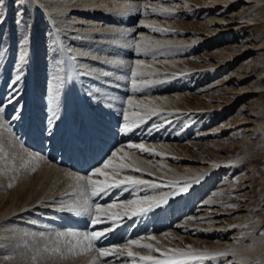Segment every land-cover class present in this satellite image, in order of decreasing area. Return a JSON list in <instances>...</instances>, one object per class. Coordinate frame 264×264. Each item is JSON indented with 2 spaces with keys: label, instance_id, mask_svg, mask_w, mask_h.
I'll list each match as a JSON object with an SVG mask.
<instances>
[{
  "label": "rangeland",
  "instance_id": "obj_1",
  "mask_svg": "<svg viewBox=\"0 0 264 264\" xmlns=\"http://www.w3.org/2000/svg\"><path fill=\"white\" fill-rule=\"evenodd\" d=\"M240 1H235L234 11L228 12L231 7L224 0L214 5L205 4L210 0H105L103 6L118 5L114 8L116 13L133 6L129 9L135 14L132 23H128L129 28H132L131 34L123 36V33L114 40L111 32L96 42L92 37L86 39L83 35L86 33L80 34V31H85L83 26L78 32L71 29L70 33H66L63 28L59 29L63 35H70L71 39L67 43L70 51L85 47L86 41L92 42L90 49H84V52L89 51L88 55H74V58H78L77 65H74L75 75L71 74L75 80L71 79L73 84L69 85L73 95L70 100L74 103L73 132L79 134L74 132L78 135L77 142L78 139L81 141L83 135L81 131L84 119L82 117L81 122L79 118L83 113L80 110H83V104L85 106L86 103L88 107H95L103 116L111 117L110 113L116 111L118 122H115V132L120 135V143L110 149V152L107 151L96 167L76 174L62 165L53 138L43 133L51 114L49 107L53 97H57L55 103H59L58 106L62 100L61 92L67 81L61 74L65 72L63 59L68 54L65 55L60 45L54 41L52 21L47 18L42 7L34 13L30 0H0V18L4 19L0 26V33L3 34L0 47L7 49L0 56V102L5 103V112L0 116V148H3L0 160L5 157V151L16 149L15 145L19 143L28 152H24L25 156L30 157L31 153L33 158L36 156L34 165L38 164L37 159L40 157L42 160L47 159L49 165L60 167L57 170L60 175L53 178L50 170L40 167L38 173H33V177L29 179L32 185L30 184L24 197L13 190L0 192L2 204L5 203L4 206L12 210V213L11 210L7 213L9 216L0 220L1 228H5L0 232V239L6 241L0 243V264H60V261L67 263V260H71L70 257L74 264H132L126 252L108 257H99L94 250L84 255H69L64 243L68 232L102 231L113 227V224L102 216V223L92 225L88 214L77 216L61 210L62 203L71 202L68 197L79 195L76 186L68 191L70 188H67L66 176L76 178L89 175L95 168L102 167L103 161L112 151L121 147L127 151L126 142L129 140H124V137L129 134H124L122 128L123 111L128 109V99L143 101L150 107L159 109V115H153L140 127L129 132L132 134L129 143H143L161 153L159 156L138 154L132 157L140 166L159 172V175L152 173L141 177L158 187H128L127 192L114 189L108 195L91 197V202L106 208L114 201L123 204L128 200L159 198L170 194L171 198L166 204L144 216L115 217L118 227L115 225L113 231L107 232L105 237L94 243V247H115L119 250L129 240L143 237L141 243H146L151 241L147 237L155 236L156 240L151 241L154 247H191L193 250L204 251L226 245L231 238L244 239L245 243L250 244L252 240L249 233H252L258 237L262 250L259 249L261 255L251 264H264V19H261L260 14L250 16L252 12H259L264 1L260 5L251 3L249 6L253 5L252 10L247 13L246 7H238ZM219 4L227 6L217 9ZM20 5L26 7L21 9L22 15H17ZM213 6L215 9H206ZM162 7L175 13V16L166 18L152 13V9L159 11ZM145 9L149 14H145ZM220 14L225 18H237L234 20L237 24L228 27L227 31L220 26H213L211 29L209 21ZM78 18L84 19L81 15ZM156 18L157 26H153L166 30L164 33L153 32L142 26ZM18 19L23 21L19 26L15 23ZM111 19L112 21L108 19L102 26L104 32L112 28L122 29V20L115 21L114 17ZM159 22L163 25L160 26ZM141 37L171 47L158 48L148 55L137 54L132 42L140 41ZM39 39H43L41 46L46 52L40 56ZM22 51L26 52V58L23 65H20ZM137 60L144 62V79L156 83L143 92L132 93L131 69L135 67ZM18 65L21 80L13 87L11 81L17 74ZM77 81L83 83V86ZM54 86L57 87L53 88ZM258 90L261 92L252 94ZM13 92L18 103L7 105L6 101ZM29 92L35 93L32 96L34 100L31 98L30 102L28 100V103L20 106ZM35 102L40 110L38 114H42L43 121L46 119V123L38 127L40 129L31 121L35 116ZM17 109L19 118L14 119ZM133 110L143 111L136 108L129 109V112ZM65 122L63 120L56 130L59 147L63 143L61 137H64ZM84 136L88 140V134ZM73 139L72 137L71 140ZM38 140L40 143H47L46 153L36 150L33 152L24 147L25 144L29 148L28 142L38 144ZM77 146V149L81 147ZM193 161L201 164L191 163ZM28 162L31 163L29 160ZM213 162L219 166L213 168ZM10 163L11 166L5 165V160L0 162L3 165L0 173L5 175L6 180L15 177L14 162ZM191 166L202 169L192 170L189 168ZM124 174L121 173L120 177ZM134 175L139 176V173ZM3 179L4 177H0V182ZM170 180L173 183L168 182ZM187 182L189 189L178 193L177 188L183 187ZM210 199L214 202L207 203L206 200ZM18 207L20 210L14 213V209ZM71 218L84 225L78 229L71 227ZM166 233L170 235H165ZM225 234L228 236L226 240L223 239ZM56 238L62 240L58 242L60 239H57L56 242ZM57 247L63 255L52 254V249ZM132 250L139 255L149 254L147 250ZM152 255L159 257L158 252ZM229 264L241 263L236 258Z\"/></svg>",
  "mask_w": 264,
  "mask_h": 264
},
{
  "label": "snow or ice",
  "instance_id": "obj_2",
  "mask_svg": "<svg viewBox=\"0 0 264 264\" xmlns=\"http://www.w3.org/2000/svg\"><path fill=\"white\" fill-rule=\"evenodd\" d=\"M26 7L25 5H20L17 9V15H22L21 9ZM152 12L161 17H174L175 13L167 8H161L159 11L152 9ZM145 14L147 15V9H145ZM4 23V19L0 18V26ZM16 25H21L23 21L21 19L15 20ZM143 27L149 28L153 32L164 33L166 30L156 28L153 25L142 24ZM3 34L0 33V39H2ZM137 54L143 53L148 55L149 52L154 51L161 47H171V45H160L158 42L153 43L145 37H141L140 41L132 42ZM7 52V49L0 47V56H3ZM26 58V52H21L19 57L20 65H23ZM145 67L144 62L137 60L135 62V67L131 69V92L139 93L143 92L146 88H151L156 83L155 81H150L144 79L145 73L142 69ZM108 75V73H104ZM21 80L20 68L17 66V74L15 79L11 81L14 87ZM57 97H53V102L50 104L49 110L50 115L47 118V123L43 128V133L48 137H53L56 135V124L60 120L59 106L55 103ZM18 103L17 97L13 92L6 101L7 105H13ZM128 109L123 111L124 124L122 132L127 134L131 132L134 128L140 127L153 115H159L158 109L150 107L143 101L128 99L126 101ZM143 109V111L133 110L131 113L129 109ZM5 112V103L0 102V116ZM19 110L17 109V114L14 115V119H18ZM127 151L124 147L118 148L112 151L108 158L103 161L102 167L95 168L91 174L86 176L76 177V187L79 191V196L77 199L68 202L66 204L62 203L61 210L73 213L77 216L88 214L91 216L92 225L102 223L101 217H106L108 220L112 221L113 227L102 231H91V232H68L66 234V239L64 241L67 252L69 255L84 254L89 251H96L99 257H108L110 255L124 254L131 259L132 264H191L194 261H205L215 259L217 257L227 256L229 253L227 251H216L209 252L207 250H193L191 247L187 249L179 248H158L154 247L151 243H141L140 239L129 240L127 244L121 248H95L94 243L101 238L106 236L107 232L113 231L114 226L118 223L115 217L127 216L139 217L144 216L155 209L160 208L163 204L167 203V195H163L159 198L157 197H144L143 199L128 200L126 203L118 204L115 201L110 203L105 207L100 204H93L91 202V197H97L101 195H108L114 189L127 190L128 187H138L145 186L150 188L158 187L157 184L147 181L141 178L145 174V170L141 168L137 160L133 159L134 155L147 154L148 156H159L161 153L155 151V149H150L146 147L143 143L135 144L128 143L126 145ZM0 152H3V148H0ZM35 170L34 168L32 169ZM141 173V176H135L130 173ZM125 173L123 178H120V174ZM152 175L151 172L147 173ZM103 177V179H100ZM171 183V182H170ZM8 187H12L9 184ZM188 190V184L185 183L183 187H180L177 192H186ZM177 193H173L175 195ZM110 209H124L125 211L110 212ZM165 235H170L166 233ZM59 236V234H58ZM148 240L155 241V236L147 237ZM142 249L147 250L149 255H139L132 249ZM47 251V249H45ZM159 253V257L152 255V253ZM53 255H63L60 249H52Z\"/></svg>",
  "mask_w": 264,
  "mask_h": 264
},
{
  "label": "bare ground",
  "instance_id": "obj_3",
  "mask_svg": "<svg viewBox=\"0 0 264 264\" xmlns=\"http://www.w3.org/2000/svg\"><path fill=\"white\" fill-rule=\"evenodd\" d=\"M220 1L221 0H210V2H207L205 4H213L214 5V4H218ZM235 1H237V0H224V2H227V5L231 7L228 10V12L234 11L233 8L235 6V3H234ZM263 1L264 0H241L240 3L237 4V5H238V7H240V6L246 7V13H247V11L249 12V11L252 10L253 5L249 6L251 3H253V4L257 3V4L260 5V4H262ZM30 2H31V10H32V12L37 13L38 10H39V7H42L45 10V12H46V14L48 16L47 18H49L52 21V26H53V29H54L53 36L55 37L54 38V41L56 42V44L60 45L61 50H62V52L65 55H66V53L69 55V56L67 55L68 58H67V56H65V60L62 58L63 59V67L65 66V68H64L65 69V72H64V74H61V76H63V77L65 76L64 77V80H66L67 82L65 83L66 84L65 88L62 89V92H61V98H63L62 97L63 95H65V98L63 99V101H61V100H60L61 102L59 101L61 103V108L59 106V108H60L59 109L60 110L59 114H60L61 119L63 117H66L67 119H70L71 114H72V111H73V102H71L70 97H72L73 95H72V90H71V88H70L69 85L71 83L73 84V82H71L72 81L71 79L75 80V77L74 78L71 77V74L72 75H75L74 74V68H75L74 65H77V59H78V58H74V55L75 54H80L82 56L83 55H85V56L88 55L87 52H89V51L84 52V49L86 47H89V49H90V46H91V43L92 42H87L86 41L85 42V47H83V48H77L74 51H70L68 49L69 48V45L67 46V43L69 42V39H71V38H69L70 35L69 36L66 35V34L63 35L60 32L59 29L60 28H63L64 29V32H66V33H70V30L71 29H75V31L78 32L79 31V28H81L83 26V27H85V31H83V32L80 31V34L86 33V34H83V35H85L87 37L86 39H88V37H92V38L95 39L96 42H98V40H102L103 39V36L108 35V34H110L112 32L111 35H112L113 39L115 40L116 37L121 36V34H123V33H124L123 36H125L126 34H131L130 32H132V28H129V24L132 23L131 21L134 20L135 14H133L132 11H130L129 9H132L133 6L128 7V10H123V11H119L118 13H116V11L114 10V8L115 7H118V5L115 6V7H112L111 6L112 8L109 7L110 5L103 6L105 4V0H99V1H96V0H30ZM231 2H232V4H231ZM99 3H101V5ZM226 6H222V5L220 6V4H219V5L216 6V8L219 9L220 7L224 8ZM206 9H208V10L215 9V7L213 6L211 8H206ZM147 14H149V13H147ZM257 14L262 15L261 16V19H264V6L260 7L259 8V12H257V13L252 12L250 14V16H254V15H257ZM80 15L84 19L78 18V16H80ZM154 15H156V14H154ZM111 17H114V20L115 21H117L118 19L122 20V22H124V25H122V29H121V27H119V28H112V29L106 30L107 32H104L105 30H104V28L102 26L104 25V23L107 22L108 19H109L108 21H112ZM235 19H237V18H235ZM235 19H233L231 17L225 18L224 16H222L220 14L219 16L213 17L209 21V23L212 24V26H210V28L213 29L212 28L213 26H220L222 29H224L225 31H227V30H229L228 27H230L231 25L237 24V22L234 23V20ZM157 21H158L157 18L156 19H153V21L150 22L149 25L152 24V25L157 26ZM209 23H207V25ZM159 24H160V26L163 25L162 22H159ZM119 29H121V30H119ZM81 30H82V28H81ZM63 36L65 38L67 37V39L65 40L63 38ZM39 40H38L39 41L38 48L40 50L38 51V53H39V56H40V55H42V54H44L46 52L43 50L44 48L42 49V46H41L42 43H43V39H39ZM37 44H36L35 48L37 47ZM85 50H87V48ZM126 52H129V51L127 50ZM49 53H51V50H50ZM112 66H113V64H112ZM96 70H98V69H96ZM59 72L60 71H58V73ZM96 72H98V71H96ZM211 74H214V73L211 72ZM14 79H15V77H14ZM78 80H79V78H78ZM53 84H55V83H53ZM78 84L81 85V86H83V83H81L80 81L78 82ZM25 87L27 88V85ZM55 87H57V86H54L53 88H55ZM259 92H261V91L260 90H258L256 92L254 91V92H252V94L253 93H259ZM33 94H35V93H30L29 92L27 94V96H26V99L23 102H21V104H19V105L20 106H22V105L24 106L25 103H28L27 102L28 100L30 102V99L32 98ZM247 95H249V94H247ZM34 105H35V109H34L35 112H33V111L32 112L35 114V116H34V119L31 118V121H34V123L37 126V128L38 127H42L44 125V122L46 121V119L43 121L42 114H40V112L38 114V111H40V110H38L39 107L37 108V105L38 104L35 102ZM84 107H87L89 109H87V110H84V109L83 110H80V111L83 112V115L85 113V116L83 117V119H84V124L86 125V127L82 131L83 135H87L88 134V127L90 126V127H93V129H92V139H93V141L95 139L94 142H96L98 144L97 146L100 145L99 143L101 142V137H102V135H100V132L99 131L104 132V134L107 135L105 137H107V139L110 140L109 143H111V140L113 138L116 139V137L114 135L115 134L114 132L116 131V129L114 128L115 126H114V124L112 122V119L115 118V116L113 115L112 119L106 118V122H104L102 120H99V119H95V118H91L90 117V113H94V109L91 108V106L88 107V105H85ZM112 113L115 114L114 112H112ZM208 115H207V117H208ZM209 117H210V115H209ZM85 118H86V120H85ZM79 120L82 121V117L79 118ZM59 123H60V121H58L57 124H56V130L59 127ZM87 123H88V125H87ZM0 124H1V122H0ZM67 124L68 123H66V125ZM101 125L104 126V127H102ZM38 129H40V128H38ZM65 129H66V127H65ZM41 135H43V134H41ZM68 135H70V136H68ZM68 135L65 137V142L70 141L72 139V137H73L74 138V146L73 147H76L77 146V136L78 135L76 136L74 134V132L73 133L70 132ZM130 135H132V134L130 133ZM110 136H112V137H110ZM56 137H57V134L55 136H53L52 138H54V140H56ZM40 140H42V139H40ZM61 140H64V137H61ZM81 142H82V139H81V141L79 143H81ZM15 143L16 142H14V145H15ZM18 144L15 145L16 149H12L11 151H5V153H4L5 154V157L0 160V162L2 160H5V165L10 164V166H11V163L10 162L11 161L14 162L13 167L15 168L14 169V173H13L15 177L12 180H6L5 179V175L3 173H0V177H4L3 181L0 182V192L8 191V190H13V191H16L17 195H20V196L24 197V195L27 194V192L29 191L30 186L32 185L31 184V181L29 179H31L33 177V173H35V172L38 173V170L40 169V167L43 166L47 170H50L51 171L52 178L53 177H56L57 175H60V173L57 172V170H60V167L51 166L46 161L47 159L46 160H42L38 156L37 157L39 159L36 158L37 161L39 160L38 161V164L34 165L35 163H33V162L35 160L34 158L36 157L35 154H33L35 156L34 158L31 155L32 153L30 154V157L28 155L25 156V154H24L25 151H24L23 145L21 144V146H19ZM42 144L43 143H39L40 147L42 146ZM45 145H47V143ZM36 148L37 147L35 145V149ZM16 151H17V154L14 155V153ZM41 158H44V157L42 156ZM28 160L31 161V163H29ZM203 160H205V159H203ZM68 161H69V159H68ZM191 163L201 164V162H194V161L191 162ZM213 163H214L213 164L214 165L213 168H217L219 166L218 163H216V162H213ZM2 167H3V165L0 166V169ZM140 167L145 170V175H147V176H149L147 174L148 172L154 173L155 175H159V172H157L156 170H153V172H152V171H150V169L149 170L146 169L147 167L146 168H144L142 166H140ZM33 168L35 169L34 171L32 170ZM189 168H192V170L202 169V167L199 168L197 166H191ZM163 173H165V171ZM134 174L135 173H133L132 175H134ZM140 174L141 173H139V176H141ZM66 178L68 180V182H67V184H68L67 188H70V189H68V191H72V189H74V187L76 185V178H75V176H70V175L69 176H66ZM120 178H123V176L120 177ZM176 178H182V177H176ZM51 179H50V181H51ZM168 182L173 183L171 180L168 181ZM9 184H12V187H8ZM187 184H188V182H187ZM180 186H182V185H180ZM159 187L162 188V186H159ZM177 189H179V187ZM127 190H128V188H127ZM127 190H126V192H127ZM78 196L79 195L73 196V197H68V198H69L70 201H73V200L77 199ZM190 196L191 195H189V197ZM4 197H5V194H4ZM167 197H168V199H170L171 198V194L168 195ZM66 198L67 197H65V200H66ZM168 199H167V201H169ZM69 200L67 199V201H69ZM206 201L208 203V202H211L212 200L210 199V201L209 200H206ZM212 202H214V201H212ZM2 203H3V199H0V205ZM4 204H2V206L0 207V220H2L3 218H5L6 216H9L10 215V214H7V213H9V211L11 209L9 210V208H6V206H4ZM64 204H66V202H64ZM57 206L58 205H56V207ZM19 210H20V208L18 207V208H15L13 212L15 213V212H17ZM10 213H12V210L10 211ZM156 221H155V223H156ZM1 227H2V225L0 224V232H3V230L5 228H1ZM130 228H131V230L133 229V227H130ZM135 228H138V227H135ZM249 236L251 237V240H252L250 244L245 243L244 239H238V238L235 239L234 238V240H233V238H231V240H229L228 242H226V245L218 246V247H213V249L211 248V249L207 250L209 252L227 251L229 254L227 256H224V257H217L215 259H211V260H207V261L205 260V261L199 262L197 264H229L231 261H233L236 258L238 259V261L241 264H251L254 260H256L259 257V255H261V253L259 252V249L262 250V248H261L260 243L258 242V237H256V235H254L252 233H249ZM227 237H228L227 234H225V237L223 239L226 240V239H228ZM62 238H59L60 240L58 238H56V239H54V241L57 242V239H58L59 240L58 242H60L62 240ZM3 242H6V241L5 240L3 241V240L0 239V243H3ZM56 242H54V244H56ZM146 243H151V241L146 242ZM158 248H160V247H158ZM152 254H154V253H152ZM82 255H84V254H82ZM147 255H149V254H147ZM78 256H80V255H78ZM73 257H74V255H73ZM70 258H71V260H67V263H65L64 261H60V264H74V260H72V257H70ZM77 258L79 260V257H77ZM221 259H222V262L220 261ZM75 261H76V259H75Z\"/></svg>",
  "mask_w": 264,
  "mask_h": 264
}]
</instances>
